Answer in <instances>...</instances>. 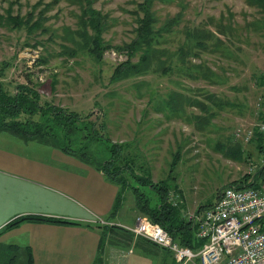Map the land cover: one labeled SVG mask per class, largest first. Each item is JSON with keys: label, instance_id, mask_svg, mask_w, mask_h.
Wrapping results in <instances>:
<instances>
[{"label": "rangeland", "instance_id": "1", "mask_svg": "<svg viewBox=\"0 0 264 264\" xmlns=\"http://www.w3.org/2000/svg\"><path fill=\"white\" fill-rule=\"evenodd\" d=\"M85 1L93 2L105 21L103 37L111 47L101 61L81 49L85 40L76 35L82 32ZM143 1L0 0V82L13 94L21 84L34 85L42 103L82 116L92 114L87 121L96 120L97 129L109 141L91 137V154L108 158L111 144H122L127 156L148 168L153 182L168 184L169 200L174 197L171 202L181 206V215L187 219L214 203L223 188L248 183L251 164L260 158L264 141L256 137L250 143L236 141L234 132L255 123L253 108L264 79V9L248 0H155L152 11L159 25L178 17V25L161 47L169 55L183 43L188 27L212 30L219 36L208 41L210 48L202 54L212 77L191 80L168 70L113 82L116 68L128 60V51L116 47L135 38L136 13ZM30 12L35 19L48 20L31 32L26 27L18 29L14 18L26 20ZM219 30L225 35L216 33ZM217 45L219 50L211 51ZM194 102L203 104L206 111ZM35 117L42 119L39 114ZM256 180V185L262 181L259 176ZM136 214L129 207L122 212L133 226L137 216L143 215ZM147 246L148 242L132 247L133 252L126 250L124 260L173 264L170 254L165 257Z\"/></svg>", "mask_w": 264, "mask_h": 264}, {"label": "trees", "instance_id": "2", "mask_svg": "<svg viewBox=\"0 0 264 264\" xmlns=\"http://www.w3.org/2000/svg\"><path fill=\"white\" fill-rule=\"evenodd\" d=\"M54 1L59 3L61 0ZM154 1L144 0L138 4V12L136 13L138 26L134 30L135 38L131 43L116 47L120 51L123 49L128 51V60L116 68L112 81H122L131 77L147 75L151 72L161 71L166 73L168 70L181 75L184 73L183 75L191 80H209L213 73L206 61L203 60L202 54L210 48L208 41L214 38L219 39V36L217 37L212 30L207 31L198 27H188L183 43L177 51L169 55L167 49L161 47H164V44L168 42L167 37L178 25V22H176L178 17L176 20L173 18L170 22L159 25L158 19L152 11ZM248 1L264 9V0ZM86 3L85 5L82 4L84 5L80 19L82 32L76 35L85 40L81 49L89 52L96 61H101L105 51L110 49L111 44L106 43L103 37L105 21L101 16V12L92 7L93 2L87 1ZM40 4L41 2H39ZM87 7H92L94 10H89ZM44 13L45 11L41 15ZM47 20L42 17L35 19V13L30 12L26 20H19L15 17L14 24L18 25V29L26 27L31 32L43 27ZM89 29H92L94 33L90 34ZM216 33L225 35L226 32L219 30ZM74 42L77 45L78 42L75 37ZM219 47L218 45L213 46L211 51L216 52ZM76 52L79 51L76 50ZM76 52L71 54L76 55ZM134 57H139L136 62L133 61ZM193 59H198L199 62H194ZM39 61L44 63L46 60L40 59ZM168 63H170V66ZM262 82L263 80H261V84ZM41 99L40 93L34 85L21 84L18 86L17 92L13 94L0 82V132H11L23 140H36L79 157L84 162L102 171L108 180L119 186L120 191L113 213L116 212L126 196L132 195L137 213L147 216L152 222L164 227L178 244L189 247L193 251H198L203 247L204 241L198 238L196 226L181 215V206L174 205L169 200L171 188L168 184L153 182L148 168H145L143 164H138L134 157L127 156L124 152L125 147L122 144L112 143L111 156L108 158H99L91 154L89 151L90 143H88L91 137L100 141H109L107 135L97 129L100 126H97L96 120L87 121L92 114L82 116L68 111L67 108L54 107L50 102L42 103ZM194 103V106L201 107L203 111H206L203 104L200 102ZM37 114L42 118L39 121L35 117ZM22 115H27L29 118H22ZM81 121L85 124H78ZM86 132L89 133L86 134ZM257 138L264 141V136H258ZM256 176L261 177L264 181V165L257 171ZM131 181H135L137 186L132 184ZM256 184L257 180L254 185ZM208 206L201 207L197 212ZM26 220L72 223L59 218L25 216L11 221L5 229L15 227ZM108 228L114 231L117 226ZM124 231L131 233L130 230L125 228ZM0 264H34V259L29 248L21 249L15 245L0 244ZM95 264H101L100 260L98 259Z\"/></svg>", "mask_w": 264, "mask_h": 264}, {"label": "crops", "instance_id": "3", "mask_svg": "<svg viewBox=\"0 0 264 264\" xmlns=\"http://www.w3.org/2000/svg\"><path fill=\"white\" fill-rule=\"evenodd\" d=\"M119 191L102 171L77 156L0 132V243L29 248L34 264H95L98 259L101 264H128L126 250L147 242L149 249L170 254L177 264L172 252L124 231L133 224L123 210L129 207L135 216L137 211L134 197L126 196L113 213ZM25 216L72 223L26 220L5 229Z\"/></svg>", "mask_w": 264, "mask_h": 264}, {"label": "built area", "instance_id": "4", "mask_svg": "<svg viewBox=\"0 0 264 264\" xmlns=\"http://www.w3.org/2000/svg\"><path fill=\"white\" fill-rule=\"evenodd\" d=\"M260 85L262 92L253 108L255 123L239 126L234 132L236 141L250 143L255 137L264 136V79ZM259 154L250 169L248 183L253 185L227 186L212 205L187 218L204 241L200 250L181 246L164 227L145 215H138L135 226L127 229L172 252L177 264H264V181L254 185L255 175L264 165V145Z\"/></svg>", "mask_w": 264, "mask_h": 264}]
</instances>
